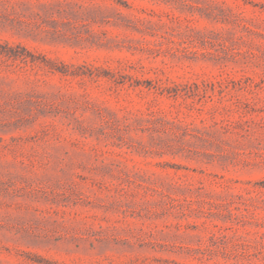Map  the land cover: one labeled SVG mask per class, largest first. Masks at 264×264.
Segmentation results:
<instances>
[{
	"label": "rangeland",
	"instance_id": "1",
	"mask_svg": "<svg viewBox=\"0 0 264 264\" xmlns=\"http://www.w3.org/2000/svg\"><path fill=\"white\" fill-rule=\"evenodd\" d=\"M0 264H264V0H0Z\"/></svg>",
	"mask_w": 264,
	"mask_h": 264
}]
</instances>
